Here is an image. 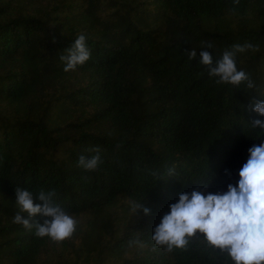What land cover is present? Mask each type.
Segmentation results:
<instances>
[{
  "label": "trees",
  "instance_id": "16d2710c",
  "mask_svg": "<svg viewBox=\"0 0 264 264\" xmlns=\"http://www.w3.org/2000/svg\"><path fill=\"white\" fill-rule=\"evenodd\" d=\"M0 264H264V0H0Z\"/></svg>",
  "mask_w": 264,
  "mask_h": 264
}]
</instances>
